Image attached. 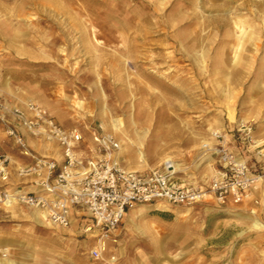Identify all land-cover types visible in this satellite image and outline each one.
Listing matches in <instances>:
<instances>
[{
    "label": "rangeland",
    "instance_id": "obj_1",
    "mask_svg": "<svg viewBox=\"0 0 264 264\" xmlns=\"http://www.w3.org/2000/svg\"><path fill=\"white\" fill-rule=\"evenodd\" d=\"M0 96L89 139L101 125L129 169L205 184L211 131L264 133V0H0ZM38 213L0 208V264H104ZM119 236L113 264H264V214L242 204L137 205Z\"/></svg>",
    "mask_w": 264,
    "mask_h": 264
},
{
    "label": "built area",
    "instance_id": "obj_2",
    "mask_svg": "<svg viewBox=\"0 0 264 264\" xmlns=\"http://www.w3.org/2000/svg\"><path fill=\"white\" fill-rule=\"evenodd\" d=\"M0 125L27 163H15V173L36 190L17 188L11 183L8 154H0V208L24 206L40 212L48 224L69 228L75 210L86 212L83 233L93 238L90 257L113 264L111 254L118 244V229L128 210L141 204L189 207L213 201L227 208L245 202L257 204L256 191L264 190V144L255 145L254 123L239 121L232 129H215L203 142L205 154L213 156V174L205 184L178 180L167 163L149 170L129 169L117 155L119 142L101 125L93 130V144L77 128L64 127L45 106L26 100L11 103L0 96ZM29 134L39 142H55L62 159L34 156L26 140ZM254 154L253 161L245 158ZM255 145L252 149L251 146ZM0 248V256H6Z\"/></svg>",
    "mask_w": 264,
    "mask_h": 264
},
{
    "label": "crops",
    "instance_id": "obj_3",
    "mask_svg": "<svg viewBox=\"0 0 264 264\" xmlns=\"http://www.w3.org/2000/svg\"><path fill=\"white\" fill-rule=\"evenodd\" d=\"M12 100L14 103H19V104H22L25 101V99L23 100L19 98H16L15 100L12 99ZM253 139H254L255 145L264 144V133L259 132L256 125L254 126ZM26 140L28 144L33 148L34 156L44 155V156H48L50 158H54L59 161L62 159V150L55 142L42 143V142H39L37 139L33 138L32 136H30L29 134H26ZM86 142H88L89 145L93 144L92 138L89 139L85 136V140L80 145L82 149H86V145H87ZM255 145H252L251 149ZM235 147H237L238 150H241L244 157L249 159L250 163L253 161L252 159H253L254 154L246 152V150L243 149L240 145L235 144ZM0 154H8L10 158L12 159V162L9 164V168L11 170V177H10L11 183L13 185H17V188H23L24 190H28V191L36 190V186L29 182L31 179L29 178L21 179L15 173V168H16L15 163H27V162L32 161L33 157L21 155L18 151L17 146L13 143L12 139L9 138L4 132V129L2 128V126H0ZM254 195L258 199V203L251 204L250 202L249 203L245 202L242 204V207L250 208L252 212L256 213L257 216L260 217L261 214H264V190L256 191ZM85 216H86V212L84 210L82 209L75 210L73 217H72V224L69 228H60V227L48 224L47 222L46 223L53 228L63 229L64 232L75 233L77 235L84 236L85 238L91 240L93 244V238L90 235L83 233V226L86 220ZM119 235H120V227L118 229V243L120 239Z\"/></svg>",
    "mask_w": 264,
    "mask_h": 264
},
{
    "label": "bare ground",
    "instance_id": "obj_4",
    "mask_svg": "<svg viewBox=\"0 0 264 264\" xmlns=\"http://www.w3.org/2000/svg\"><path fill=\"white\" fill-rule=\"evenodd\" d=\"M166 206V205H165ZM33 218H36V220L38 221V222H43V220H42V218L40 217V215L39 214H33V215H31ZM252 225L254 226V227H256L257 226V224L256 223H252ZM251 227V226H250ZM4 242L5 241H0V244H4ZM2 264H14L13 262H10V261H3L2 262Z\"/></svg>",
    "mask_w": 264,
    "mask_h": 264
}]
</instances>
